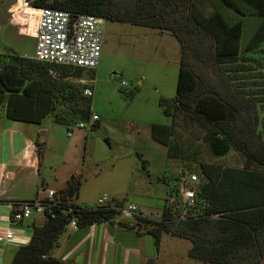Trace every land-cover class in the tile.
I'll return each instance as SVG.
<instances>
[{"label":"trees","instance_id":"16d2710c","mask_svg":"<svg viewBox=\"0 0 264 264\" xmlns=\"http://www.w3.org/2000/svg\"><path fill=\"white\" fill-rule=\"evenodd\" d=\"M36 8L93 14L169 31L181 46L177 94L164 113L171 124L151 125L152 138L168 148L170 158L184 153L178 116L188 118L214 154L231 151L242 166L208 161L196 170L199 183L169 191L159 218L136 215L131 226L151 235L159 248L163 235L187 239L190 258L212 264H263L264 257V0H27ZM214 3L208 11L204 4ZM219 5H217V3ZM245 18L259 23L245 41ZM96 70L59 65L20 55L0 53V119L41 124L52 117L67 131L94 114L92 85L80 82ZM164 100L162 101V104ZM99 120L92 129L99 127ZM178 126V127H177ZM41 160L43 144L36 142ZM146 161H143L144 169ZM149 172V171H148ZM184 176V174H182ZM81 174H72L54 196V215L33 224L28 243L20 245L11 264H54L59 238L76 219L78 227L113 222L121 212L111 206L76 202ZM195 190V203L180 198ZM173 198V199H172ZM119 206L122 201L114 199ZM141 221V222H140ZM130 226L129 224H126ZM143 229V230H142ZM146 264H156L153 257Z\"/></svg>","mask_w":264,"mask_h":264},{"label":"rangeland","instance_id":"374dc122","mask_svg":"<svg viewBox=\"0 0 264 264\" xmlns=\"http://www.w3.org/2000/svg\"><path fill=\"white\" fill-rule=\"evenodd\" d=\"M215 6L212 2L204 4L209 12ZM17 7L25 13L34 12L23 0H0V53L17 52L33 57L37 40L23 31L26 23L16 19ZM258 23L256 18H245V41ZM180 57L181 46L169 31L106 21L97 73L87 72L81 77L87 82L95 79L92 109L100 117V126L95 130L90 126L76 127L72 136L50 116L38 126L43 128L42 171L52 187L50 190L56 192L59 189L55 188L63 184L65 187L77 171L82 184L76 202L81 206H96L98 199L107 194L125 206L137 204L146 216L159 218L169 191L177 185L182 188L177 177L187 181V175L196 174L204 161L243 165V157L235 151L223 156L214 154L207 142L198 140L201 131L181 114L178 129L182 134L178 136L183 154L170 158L168 148L152 138V124L172 123L164 107L177 94ZM123 81L127 84H122ZM144 160L147 169H144ZM198 183L199 177L195 184ZM179 197L185 199L183 193ZM163 237L159 263L154 258L156 264H212L189 257L187 249L191 241L167 234Z\"/></svg>","mask_w":264,"mask_h":264},{"label":"crops","instance_id":"0c3cea01","mask_svg":"<svg viewBox=\"0 0 264 264\" xmlns=\"http://www.w3.org/2000/svg\"><path fill=\"white\" fill-rule=\"evenodd\" d=\"M23 1L27 3V0ZM14 13L16 19L26 23L23 27L25 34L36 39L27 26L30 21L34 22L33 14L23 12L20 7ZM42 123L0 119V264H11L18 247L30 241L33 224L42 223L44 218L34 214L22 221L11 219V203L34 200L43 196L44 190L52 189L43 174V159L40 163L36 144L37 141L45 144L41 135L43 128H38ZM72 174H77V171ZM63 187L64 184L55 189ZM166 203L165 197L163 207ZM138 209L139 213H144L139 206ZM138 223L135 216L122 214L113 222L96 223L83 228L69 225L59 238V247L52 252L54 264H146L151 257L157 258L159 263L161 252L154 238L149 234L140 235L131 228ZM9 230L13 231V238L6 240Z\"/></svg>","mask_w":264,"mask_h":264},{"label":"built area","instance_id":"2783aa9c","mask_svg":"<svg viewBox=\"0 0 264 264\" xmlns=\"http://www.w3.org/2000/svg\"><path fill=\"white\" fill-rule=\"evenodd\" d=\"M26 3V2H25ZM28 4V3H26ZM33 19L27 23L36 37L35 58L41 61L68 65L85 70H97L100 65L107 19L103 16L93 14H80L74 16L72 12L53 9L49 7H31ZM95 79L90 82L81 79L80 82L90 84L84 90L88 96H94L93 87ZM122 84L126 85L125 81ZM99 116L93 114L92 121L98 120ZM81 122L77 126L67 131L68 136L73 135L74 128L86 129L91 123ZM88 124V125H87ZM185 184H195L198 181V174H188ZM55 191L46 189L43 196H38L34 200L19 203H11L13 221H22L38 214L46 217L47 214L54 215ZM185 200L190 204L195 203V190L185 188L183 190ZM98 206H111L121 212L124 216L133 217L139 214L138 206L134 203L125 206L114 202L108 195H103L98 199ZM74 228L78 227L77 220L71 222ZM6 240L13 238V231L9 230L5 236Z\"/></svg>","mask_w":264,"mask_h":264},{"label":"clouds","instance_id":"9594fccd","mask_svg":"<svg viewBox=\"0 0 264 264\" xmlns=\"http://www.w3.org/2000/svg\"><path fill=\"white\" fill-rule=\"evenodd\" d=\"M32 7H33V6H32ZM94 89H95V88H94ZM94 114H96V113H94ZM98 116H99V115H98ZM99 119H100V117H99ZM99 119H98V120H99ZM91 121H92V118H91ZM91 121H90V122H91ZM95 121H96V120H95ZM95 121H94V120L92 121L91 126H92V124H93ZM90 122H87V123H90ZM76 126H77V125H76ZM91 126H90V127H91ZM121 204H123V202H122ZM123 205H124V204H123ZM138 210H139V209H138ZM121 215H122V214H121ZM133 217H134V216H133ZM70 225H71V224H70Z\"/></svg>","mask_w":264,"mask_h":264}]
</instances>
